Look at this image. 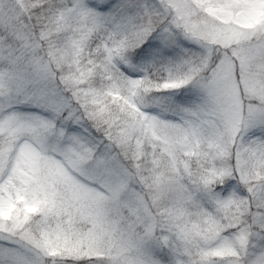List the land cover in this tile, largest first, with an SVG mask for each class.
I'll return each instance as SVG.
<instances>
[{"label":"snow or ice","instance_id":"obj_1","mask_svg":"<svg viewBox=\"0 0 264 264\" xmlns=\"http://www.w3.org/2000/svg\"><path fill=\"white\" fill-rule=\"evenodd\" d=\"M0 264H264V0H0Z\"/></svg>","mask_w":264,"mask_h":264}]
</instances>
